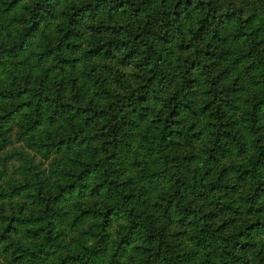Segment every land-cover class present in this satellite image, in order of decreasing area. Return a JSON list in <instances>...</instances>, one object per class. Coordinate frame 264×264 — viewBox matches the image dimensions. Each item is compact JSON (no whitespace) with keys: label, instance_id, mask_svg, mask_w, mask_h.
I'll return each instance as SVG.
<instances>
[{"label":"trees","instance_id":"16d2710c","mask_svg":"<svg viewBox=\"0 0 264 264\" xmlns=\"http://www.w3.org/2000/svg\"><path fill=\"white\" fill-rule=\"evenodd\" d=\"M263 116L264 0H0V264H264Z\"/></svg>","mask_w":264,"mask_h":264},{"label":"rangeland","instance_id":"374dc122","mask_svg":"<svg viewBox=\"0 0 264 264\" xmlns=\"http://www.w3.org/2000/svg\"><path fill=\"white\" fill-rule=\"evenodd\" d=\"M225 63H222L221 66H224ZM245 63H235L233 65V68L231 70H229L227 72V76L224 80L225 84H231L233 82V80H235L237 77H239L237 79V84L239 86V89L232 92L231 94L233 96H237V102L240 104V108H243V104H246V102L248 103L247 99L251 98L255 95V93L260 91V85L255 83L252 80V76L254 74H257V72L251 73L249 71H247L244 67ZM204 86L203 85H199L197 87V91L195 93V98H196V103L202 102L205 93L203 92ZM243 112V109H233L230 111V113H232L235 116H240V113ZM259 123L262 124V132H264V116L262 117V119L259 121ZM240 126L242 128V130L244 132L248 131V127L246 125H244V122L241 121ZM232 158H226V159H222L220 161H216L214 162V169L217 170L219 168L222 167V165L224 163H228L229 166L231 165V161ZM233 161V160H232ZM206 161L204 160V158L199 159L198 161H192V168L198 166L199 169H203L206 168ZM228 175L232 176L233 180H236V177L234 175L233 172V168L232 166H230V169L227 171ZM262 176H264V168L262 169ZM248 182V181H247ZM252 182H248V189L252 188ZM261 200H264V196L261 198ZM238 225V222L234 224V227ZM183 237L184 239H187V234H185V232H182L181 235H179V237Z\"/></svg>","mask_w":264,"mask_h":264}]
</instances>
